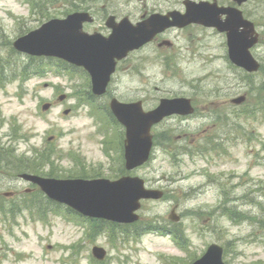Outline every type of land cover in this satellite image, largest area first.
Wrapping results in <instances>:
<instances>
[{"label":"rangeland","instance_id":"rangeland-1","mask_svg":"<svg viewBox=\"0 0 264 264\" xmlns=\"http://www.w3.org/2000/svg\"><path fill=\"white\" fill-rule=\"evenodd\" d=\"M26 1L0 0V160L11 164L0 167V207H6L0 211V264H191L213 242L228 248V264H264V228L242 222L250 216L264 220V122L256 116V91L264 76L235 68L224 36L212 30L173 31L164 38L175 45L160 49L153 44L135 53L120 64L110 86L112 95L126 101L142 98L146 108L162 97L191 96L196 103L194 117L172 116L158 125L152 159L135 171L151 188L166 191L160 200L145 201L140 211L142 223L150 221L165 231L143 230L137 237L131 232L116 239L97 221L91 226L45 199H35L36 206L28 202L26 195L35 198L39 190L16 180L17 172L36 168L59 177L116 175L124 133L108 121L104 109L81 103L88 89L84 75L58 71L55 60L41 64L16 52L14 41L73 10L129 6L132 0H30L36 4L33 10ZM93 28L106 29L105 22L85 29ZM256 53L264 55L262 48ZM35 67L44 76L23 71ZM247 91L254 111L249 118L242 114L246 106L231 104ZM60 93L68 96V106H53ZM46 102L53 107L43 114ZM66 108L72 109L69 115L63 114ZM28 188L33 189L26 194ZM10 191L13 198L5 196ZM234 205L241 210L236 221L222 215ZM173 209L177 221L170 218ZM170 231L183 236L184 249ZM94 246L107 250L104 261L92 260Z\"/></svg>","mask_w":264,"mask_h":264},{"label":"water","instance_id":"water-1","mask_svg":"<svg viewBox=\"0 0 264 264\" xmlns=\"http://www.w3.org/2000/svg\"><path fill=\"white\" fill-rule=\"evenodd\" d=\"M152 30L153 28H150L148 32ZM137 31V28L130 27V25H121L115 28L110 42L113 46L115 45L116 51L114 53L108 52V55L103 52L97 56H92L93 45L96 44L93 43L91 39L82 38L81 36H71L70 38L67 34H62L61 36L57 34L41 35L42 31L39 34L35 32L21 38L16 42V46L31 54L63 53L71 61L78 64L88 65L87 60L89 58L94 59L93 63H96L93 67H90L89 70L93 75L94 91L101 94L105 91L110 74L114 70L115 61L113 56L119 55L118 57H120V51L124 53L126 48L138 47L145 41L146 38L142 37L144 34L141 36L135 35ZM58 37H61V39H58ZM99 43L101 45L107 44L102 41H99ZM231 46H235L234 41ZM247 46L248 45L242 48V50H245V55L236 56L232 54V57L235 58L239 64L248 68L249 62L246 60L248 56L246 51L248 48ZM237 53L238 52H235V54ZM182 106L183 105L180 103L164 102L158 110L160 113L181 112L183 110ZM113 108L120 120L127 126V166L129 168H134L149 158L152 146L150 128L154 121H149L150 116L142 114L141 110H139L134 117L127 116L123 118V110L126 106L116 101L113 103ZM158 110L155 111L157 113L156 115L159 114ZM35 179L45 191H52L53 193L50 194L57 199L65 200L73 207L94 215L111 214L114 219L131 220L132 216H134L133 211L140 206V198H158L161 196L160 192L146 191L142 181L136 182V179L128 180L124 178L115 182L107 180L54 181L39 177H35ZM132 219H136V216ZM196 264H222L221 249L217 246H212L205 258Z\"/></svg>","mask_w":264,"mask_h":264},{"label":"flooded vegetation","instance_id":"flooded-vegetation-1","mask_svg":"<svg viewBox=\"0 0 264 264\" xmlns=\"http://www.w3.org/2000/svg\"><path fill=\"white\" fill-rule=\"evenodd\" d=\"M187 1L190 4L203 3V6L208 8L212 7V5H217L219 8L225 9L224 11L231 8L239 9L243 12L245 17L248 16V18L254 22L258 30V45H262L264 47V0H132L129 6H125L123 4L118 6L100 4L96 7L86 8L82 11L89 9V11L93 13V17L97 18L99 21L107 18L108 15H112L115 17V21H120L123 17H128L135 23H139L151 19L152 17L170 16L175 13L183 14L187 11ZM109 8H113L117 12L122 10L124 11V15L110 14L111 11L108 12ZM94 9H99L101 14L96 12ZM220 14L221 15L219 17L222 20L227 19L229 16L228 14ZM191 28H197L203 31L209 29V27H206L199 22L192 23L180 30L173 27L167 29L162 34H158L153 42L170 35L173 31H187ZM165 44L171 45L172 43L167 40H163L162 43H159V46L161 47Z\"/></svg>","mask_w":264,"mask_h":264}]
</instances>
